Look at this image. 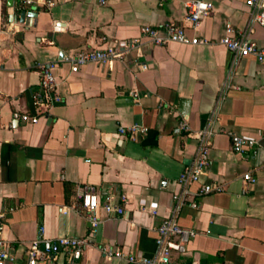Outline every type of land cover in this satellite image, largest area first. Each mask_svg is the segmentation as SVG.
Listing matches in <instances>:
<instances>
[{"label":"crops","instance_id":"crops-1","mask_svg":"<svg viewBox=\"0 0 264 264\" xmlns=\"http://www.w3.org/2000/svg\"><path fill=\"white\" fill-rule=\"evenodd\" d=\"M187 1L0 0V230L15 255L9 264H27L39 235L86 236V190L101 206L83 264H141L129 256L154 255L156 227L177 210L179 223L197 233L186 253H173L176 264H264V62L235 58L220 42L231 23L264 48V25L253 21L247 0H209L213 11L193 29ZM170 21L209 42L158 45L143 37L138 51L112 66L91 62L77 72L64 60ZM41 63L55 64L62 100L36 123L16 119L15 111L37 113ZM185 116L193 131L214 130L208 178L224 189L190 194L178 207V177L198 150L197 138L179 128ZM135 124L145 131H120ZM228 130L256 147L235 152ZM248 171L255 183L242 178ZM107 200L124 212H107Z\"/></svg>","mask_w":264,"mask_h":264},{"label":"built area","instance_id":"built-area-1","mask_svg":"<svg viewBox=\"0 0 264 264\" xmlns=\"http://www.w3.org/2000/svg\"><path fill=\"white\" fill-rule=\"evenodd\" d=\"M24 3L31 4L34 0H22ZM247 3L253 7V21L264 25V0H247ZM187 13L185 19L190 27L197 29L203 17L209 15L214 9V3L209 0H190L185 3ZM146 37L153 44L164 45L169 42H183L191 44L208 43L209 40L197 35L189 36L185 25L175 21H170L163 28L146 24L141 28V35L127 38L116 42L104 41L103 45L95 48H82L66 55L64 60L71 64V70L77 72L83 65L91 62L106 64L112 66L116 61L123 60L135 50H139L142 45V38ZM233 54L235 58L247 55H255L259 61L264 62V48L247 36L245 33H237L231 23H227L224 36L220 39ZM54 63H41L39 69L41 72L42 91L33 95V103L37 113L31 114L27 111H15L14 117L22 121L36 123L39 120V113H46L55 103L62 100L58 91V82L54 74ZM179 128L188 136L195 137L198 140V150L194 159L188 163L178 177L183 190L173 195L177 201L178 207H181L189 198L190 194L204 195L221 191L224 189L219 180L208 178V168L211 165L210 146L211 137L215 133L213 129L206 128L193 131L188 118L182 117L179 121ZM122 133L130 132L135 135L138 132H144L145 128L135 124L131 127H120ZM232 142V148L235 152L242 153L246 149H253L257 141L253 138L245 137L232 130L226 131ZM244 181L255 183L256 178L250 171L242 174ZM198 183L196 191L191 190L190 186ZM82 205L86 210L87 218L90 222L89 232L86 236L75 237L62 235L56 238H49L39 235L33 239L26 250L27 264H83V255L90 244L89 237L95 235L98 230L100 215L98 209L101 202L94 191L86 190L81 193ZM122 201H127V196H122ZM107 212H124L123 205H114L110 200L104 202ZM191 206L198 207V203L191 201ZM153 210V213H156ZM156 243L158 251L151 256L130 255L131 262H140L141 264H176L173 253L184 254L187 251V243L194 237L197 231L194 228L182 226L178 220V210L164 219L157 227ZM102 250L109 256H123V252L112 249L109 246H103ZM15 260V255L9 250L8 243L0 230V264H9Z\"/></svg>","mask_w":264,"mask_h":264},{"label":"water","instance_id":"water-1","mask_svg":"<svg viewBox=\"0 0 264 264\" xmlns=\"http://www.w3.org/2000/svg\"><path fill=\"white\" fill-rule=\"evenodd\" d=\"M26 13H27L26 10H22V12H21V16H22V17H25Z\"/></svg>","mask_w":264,"mask_h":264}]
</instances>
